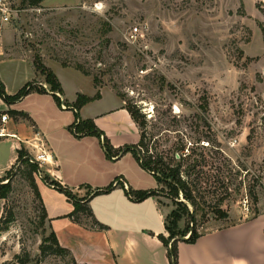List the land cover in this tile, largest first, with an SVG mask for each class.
I'll return each instance as SVG.
<instances>
[{
	"label": "rangeland",
	"instance_id": "1",
	"mask_svg": "<svg viewBox=\"0 0 264 264\" xmlns=\"http://www.w3.org/2000/svg\"><path fill=\"white\" fill-rule=\"evenodd\" d=\"M11 1L18 17L8 25L0 21V29L12 33V44H4L0 55V85L8 96L18 95L33 79L34 85L44 82L43 89L53 92L35 70L38 57L59 76L69 101L96 86L110 88L126 106L135 105L147 121L149 148L169 149L184 139L210 149L205 151L206 171L215 176L211 182L223 183L224 194L217 192L228 217L221 219L205 208L193 223L186 213L175 221L179 235L190 236L194 227L203 234L264 215V0H47L51 9L32 5L33 0ZM135 27L142 34L131 41ZM56 95L65 107L37 91L10 105L0 94V138L8 132L2 115L11 117L15 110L35 119L57 144H65L77 115L63 93ZM14 141H0V169L13 156ZM94 146V140H87L77 150L73 180L78 187L71 189L77 198L93 184L88 169L103 167ZM22 150L27 151L23 145ZM8 172L0 185L11 180L4 217L12 212L14 220L7 230H1L5 225L0 229V264H14L24 251L30 264H77L68 255L42 256L41 247L52 243V232L33 184L53 182L48 168L31 174L20 161ZM139 183L156 185L149 176ZM163 191L158 197L171 210L167 220L185 205L192 213L183 194L174 199ZM250 191L258 196L257 203Z\"/></svg>",
	"mask_w": 264,
	"mask_h": 264
},
{
	"label": "crops",
	"instance_id": "2",
	"mask_svg": "<svg viewBox=\"0 0 264 264\" xmlns=\"http://www.w3.org/2000/svg\"><path fill=\"white\" fill-rule=\"evenodd\" d=\"M46 2L47 0L42 2L43 8H54ZM11 37L10 31L0 29V55L4 44H12ZM57 78L59 80V76ZM41 84L46 86L44 82ZM60 84L65 102L74 105L77 100H67L63 83ZM97 93L100 94L99 98H95ZM42 94L53 96V93L48 91ZM79 95L85 94L79 92ZM85 96L92 100L81 108L80 117L83 118L80 119H93L104 137L114 144V160L107 158L102 141L95 136L77 138L69 131L64 138L65 144H57L49 132L40 130L36 120L25 113L29 118L15 120L11 116L12 123L10 124V120L5 123L8 132L0 141L6 138L15 141L11 145L13 156L6 166L0 169V179L16 164L22 145L35 152L29 144H25L26 141L39 144L35 140H43L44 137L48 154L53 161L52 165H46L52 180L70 190H76L78 184L73 179L78 168L75 162L77 150H80L83 142L94 140L93 149L95 152L99 150L103 167L101 170L92 166L88 169L89 181L93 184L84 192L85 196L78 198L89 200L94 217L106 226V229L92 227L90 220L85 218L82 223L72 221L68 215L74 210V206L68 198L53 186L38 182L37 187L51 232L56 234L60 245L70 251L71 258L77 264H170L168 248L158 236H167L166 224L171 210L158 196H151L141 202L136 200L137 192L155 190L158 184L155 180V186H140L141 179L153 176L141 167L131 151L121 155V150L126 146L139 143L138 125L126 110L125 102L110 88L94 86ZM23 122L30 124V128ZM36 133H40L39 136ZM121 164H125V169L112 167ZM121 181L127 184L128 189ZM111 186L113 188L108 193L95 195L97 191L106 190ZM128 192L133 196L130 197ZM4 202L5 200L0 199V218L4 211ZM178 264H264V215L236 224L219 225L203 233L195 243L179 242Z\"/></svg>",
	"mask_w": 264,
	"mask_h": 264
},
{
	"label": "trees",
	"instance_id": "3",
	"mask_svg": "<svg viewBox=\"0 0 264 264\" xmlns=\"http://www.w3.org/2000/svg\"><path fill=\"white\" fill-rule=\"evenodd\" d=\"M43 1L44 0H33L32 5L37 6ZM34 66L37 72L40 73V75L45 76V82L52 87L53 96L61 106L62 102L59 96L56 95V92L63 93V90L55 73L52 70L48 69L38 57L35 58ZM42 86L43 85H40V82H37V85H34L33 83H28L23 89H21L18 95L10 97L6 94L4 85H0V94L3 97L4 101L8 105H10L14 102L22 100L33 91H37L39 93H47V91L43 89ZM99 97L100 94L97 93L95 98ZM91 100V98L85 95L78 96L77 101L73 105V110L77 115V118L76 122L70 127V130L77 138H82L84 136H95L99 138L102 141V147L106 153L107 158L114 160V156H116V153L114 152L115 150L111 145L110 141L106 137H104V134L97 128L93 121H82L80 119L81 108ZM125 108L139 127L140 141L137 145L126 146L124 149L121 150V155L130 151L134 153L137 160L140 162L141 167L145 171L150 173L155 178L157 184L161 187L160 191L150 190L137 192L136 200L141 202L151 196H159V194L164 192L163 189H167L169 192L167 194L170 197H173L174 199H177L179 194H183L185 200L193 207V211L191 214L187 205L183 206L184 209H182V212L180 213L181 215L175 211L172 212L170 216L171 219L167 220L166 224V230L169 233V238H166L164 235L158 236L159 240L164 244L165 247L168 248L169 263L178 264L179 242L184 241L188 243H195L201 237L202 234H200L194 227L189 231L191 233L190 237L186 240H181V238H185V235H179L175 231V229L177 228L175 221H177L178 219H180L181 216L187 213L189 214V219L193 223H195L197 213L199 211H204L205 208H212V211L221 219L227 218V213L223 212L220 208L223 199V197L221 198L220 195L222 196L224 194L223 183L216 180L214 182H211V180L215 176L209 175V173L206 171V167H208L209 161L205 155V151H210V149L199 145L198 142L187 143L186 141H184V139H177V141H175L169 149H160V147H158L157 145L149 148L148 144L146 143L148 139V133L146 131L147 121L145 119V116L141 114L140 110L137 109L135 105H128ZM9 113L12 117L22 116L24 118H29L28 115L22 112H17L13 110ZM25 155H27V151L19 150L18 159L16 163H20V161H23L30 168L31 174L36 173L38 170L37 165L31 164L29 160L25 158ZM8 173L9 172H7V174ZM2 181L3 179L1 178L0 183H2ZM216 183H222V185L220 187H217ZM47 184L53 186L60 193L64 194L68 198V200L73 204L74 210L68 215V217L72 221L76 223H82L83 219L85 218L87 220H90L92 227L99 230L106 229V226L99 223L94 217V214L91 208L89 207L88 199H78L74 195L72 190L63 187L59 183H54V181L52 183ZM33 188L36 192V195L40 198L42 202L38 187L33 184ZM112 188L113 186L103 191H97L95 195L106 194L111 191ZM217 191L220 193V195H218ZM11 192V180L7 184L0 185L1 200L6 201ZM128 195L130 197L133 196L131 192H128ZM250 195L253 201L257 203L258 196L256 195V193L250 191ZM5 212L6 210L4 207L3 215L0 218V229L2 225H5V227L1 229L4 231L7 230L9 224H11L14 220V215L12 212L8 215L9 218L7 219L4 217ZM43 212L44 219H46L47 214L45 208ZM51 237L52 243L44 244L41 247L42 256H70V251L60 245L57 236L54 232H52ZM172 239L173 241L171 242ZM30 262V254L26 251H24L22 254L15 256L14 264H30Z\"/></svg>",
	"mask_w": 264,
	"mask_h": 264
},
{
	"label": "built area",
	"instance_id": "4",
	"mask_svg": "<svg viewBox=\"0 0 264 264\" xmlns=\"http://www.w3.org/2000/svg\"><path fill=\"white\" fill-rule=\"evenodd\" d=\"M33 10L39 11L41 10V8H33ZM18 13L19 11L14 8V5L11 0H0V21L2 24H11L13 19L15 17H18ZM140 34H142V32L139 30L138 27H135L129 33V39L131 41H137ZM62 107L65 106L62 105ZM1 120L5 124L10 120V117L8 115H2ZM36 135L39 136L38 133H36ZM35 141L39 144L29 143V141L25 142V144H29L30 147H32L35 151L31 152L25 146V148L27 149V155H25V158L28 159L31 164L37 165V173L41 175V169L44 168L46 165H52L53 161L50 154H48V150L43 140L41 138H37ZM121 182H123L124 187L128 189L127 184L124 183V181Z\"/></svg>",
	"mask_w": 264,
	"mask_h": 264
},
{
	"label": "water",
	"instance_id": "5",
	"mask_svg": "<svg viewBox=\"0 0 264 264\" xmlns=\"http://www.w3.org/2000/svg\"><path fill=\"white\" fill-rule=\"evenodd\" d=\"M191 234V233H190ZM190 237V236H189ZM189 237H185V238H181V240H186V239H188Z\"/></svg>",
	"mask_w": 264,
	"mask_h": 264
}]
</instances>
